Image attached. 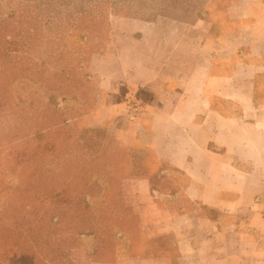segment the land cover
Here are the masks:
<instances>
[{"label":"rangeland","instance_id":"rangeland-1","mask_svg":"<svg viewBox=\"0 0 264 264\" xmlns=\"http://www.w3.org/2000/svg\"><path fill=\"white\" fill-rule=\"evenodd\" d=\"M206 5L0 0V264H114L173 249L172 232L150 237L145 226L154 215L146 189L174 192L183 179L145 146L137 117L146 95L108 94L95 64L112 50L114 18L187 28ZM230 12L243 15L246 5ZM40 180L50 189H37Z\"/></svg>","mask_w":264,"mask_h":264},{"label":"crops","instance_id":"crops-1","mask_svg":"<svg viewBox=\"0 0 264 264\" xmlns=\"http://www.w3.org/2000/svg\"><path fill=\"white\" fill-rule=\"evenodd\" d=\"M205 9L187 28L114 18L112 50L96 59L108 94L146 95L145 146L183 179L174 192L146 189L145 226L172 232L173 249L114 264H264V0Z\"/></svg>","mask_w":264,"mask_h":264},{"label":"trees","instance_id":"trees-1","mask_svg":"<svg viewBox=\"0 0 264 264\" xmlns=\"http://www.w3.org/2000/svg\"><path fill=\"white\" fill-rule=\"evenodd\" d=\"M1 55H3V52L2 51H1L0 57H1ZM55 148H56L55 144H52V143L49 144V145H45V150L47 152H49V153H53L54 150H55ZM50 184H51V180L50 181L49 180H43V181L40 180V183L38 182L37 189L42 190V191L45 192L48 189H50V186H51ZM46 194H48V193H46ZM43 198H44V200H46V197H43Z\"/></svg>","mask_w":264,"mask_h":264},{"label":"built area","instance_id":"built-area-1","mask_svg":"<svg viewBox=\"0 0 264 264\" xmlns=\"http://www.w3.org/2000/svg\"><path fill=\"white\" fill-rule=\"evenodd\" d=\"M136 109V108H135Z\"/></svg>","mask_w":264,"mask_h":264}]
</instances>
